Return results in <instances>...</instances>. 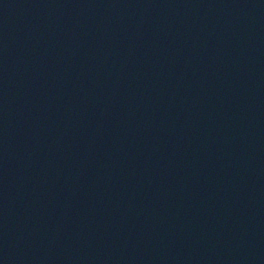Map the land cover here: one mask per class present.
I'll list each match as a JSON object with an SVG mask.
<instances>
[{
    "label": "water",
    "instance_id": "1",
    "mask_svg": "<svg viewBox=\"0 0 264 264\" xmlns=\"http://www.w3.org/2000/svg\"><path fill=\"white\" fill-rule=\"evenodd\" d=\"M0 264H264V0H0Z\"/></svg>",
    "mask_w": 264,
    "mask_h": 264
}]
</instances>
